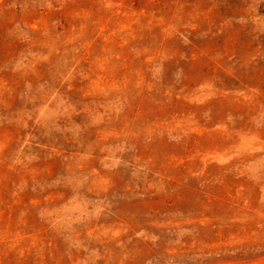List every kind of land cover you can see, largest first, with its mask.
Returning <instances> with one entry per match:
<instances>
[{"label":"rangeland","instance_id":"374dc122","mask_svg":"<svg viewBox=\"0 0 264 264\" xmlns=\"http://www.w3.org/2000/svg\"><path fill=\"white\" fill-rule=\"evenodd\" d=\"M0 264H264V0H0Z\"/></svg>","mask_w":264,"mask_h":264}]
</instances>
